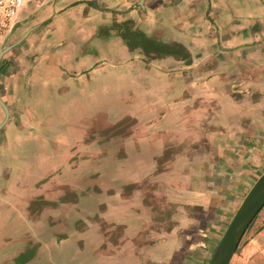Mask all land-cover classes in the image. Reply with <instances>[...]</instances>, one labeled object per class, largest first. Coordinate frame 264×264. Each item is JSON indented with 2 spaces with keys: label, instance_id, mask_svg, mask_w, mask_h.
Listing matches in <instances>:
<instances>
[{
  "label": "crops",
  "instance_id": "obj_1",
  "mask_svg": "<svg viewBox=\"0 0 264 264\" xmlns=\"http://www.w3.org/2000/svg\"><path fill=\"white\" fill-rule=\"evenodd\" d=\"M145 2L142 12L136 11L145 36L157 41L148 32H164L185 53L177 58L174 52L158 56L143 49L124 60L125 85L120 89L125 87L128 93L127 84L135 78L137 102L131 114L151 133L137 137L141 153L130 170L104 168V177L120 181V193L119 198L105 197L103 218L123 225L128 237L140 213H152L153 206L144 205L139 189L135 203L129 205L121 197L122 185L140 183L153 174L156 157L170 146L195 142L185 146L181 153L187 154L177 156L169 171L158 175L157 194L165 206L175 209L169 215L177 222L171 230L161 226L153 230L155 242L149 252L152 260H160L189 240L185 228L191 218L186 211L213 204L214 188L222 186L224 177L237 171L253 174L262 166L257 158H264V0ZM96 8L95 0H53L30 20L24 7L0 48V52L7 48L0 60V96L9 108V118L0 129V157L2 153H75L81 114L92 117L96 108H102L96 105L97 93H113L104 83L98 88L82 84L84 77L79 74L85 70L82 76L89 74L97 62L92 54L80 56L78 32L79 24H90ZM197 112L200 117L194 116ZM4 119L0 105V125ZM128 144L125 151L131 158L134 153ZM92 150L95 153L94 145ZM2 159L1 190L8 186L3 174L13 172L8 157ZM19 168L20 174H31L30 162ZM27 184L24 179L25 189ZM112 186L116 185L104 189ZM27 251L31 250L23 254Z\"/></svg>",
  "mask_w": 264,
  "mask_h": 264
},
{
  "label": "rangeland",
  "instance_id": "obj_2",
  "mask_svg": "<svg viewBox=\"0 0 264 264\" xmlns=\"http://www.w3.org/2000/svg\"><path fill=\"white\" fill-rule=\"evenodd\" d=\"M52 1L26 0L25 11L30 13V20L36 18L40 7ZM110 1L109 4L95 0L97 8L90 24H79L80 56L92 54L97 60L89 74L82 76L87 70L79 73L84 77L81 83L96 88L104 83L113 93H97L100 102L96 101V105L102 108H96L92 117L81 114L75 153L1 154L0 165H3L2 156H7L13 172L3 174L8 186L0 189V264H209L242 200L264 172V158H257L262 166L256 167V173L237 171L224 177L219 183L222 186L214 188L213 204L205 210L201 207L186 211L191 218L185 228L186 241L189 240L173 254L159 257L160 260H152L149 252L155 242L153 230L155 226L171 230L177 222L169 215L175 209L165 206L157 194L161 182L158 175L169 171L177 156L187 154L181 153L185 146L195 142L169 145L167 152L156 157L157 169L153 174L140 183L122 185L121 197L129 205L135 203L134 193L139 189L144 205L153 206L152 213L144 216L140 213L138 222L134 221L129 228L128 237L123 225L104 220L105 197L119 198L120 193V181L104 177V168L127 166L130 170L139 160L137 153H141L137 137L151 133L150 127L138 124L136 116L131 114L137 102L135 78L127 84L128 93L125 87L120 89V85H125L121 69L126 57L149 49L148 37L136 12H142L146 0ZM84 14L87 16V11ZM67 33L64 32V37H68ZM148 33L166 45L149 53L162 56L165 48L177 58L184 56L185 48L166 33L159 30L157 34ZM194 116L200 117L199 112ZM126 143L132 145L131 158L125 151ZM92 145L95 153H91ZM29 162L31 174H20L19 167H27ZM24 179L28 186L32 181L26 189ZM246 181L244 185L242 182ZM109 184L116 186L105 190ZM26 250L33 251L23 254ZM230 264H264V207L246 231Z\"/></svg>",
  "mask_w": 264,
  "mask_h": 264
},
{
  "label": "water",
  "instance_id": "obj_3",
  "mask_svg": "<svg viewBox=\"0 0 264 264\" xmlns=\"http://www.w3.org/2000/svg\"><path fill=\"white\" fill-rule=\"evenodd\" d=\"M15 30V28H14ZM13 30V31H14ZM13 33V32H12ZM11 36V35H10ZM9 36V37H10ZM8 37V38H9ZM4 43L7 41V39ZM7 48L0 52V60ZM0 104L5 111V119L0 129L9 118V108L0 96ZM264 207V172L245 195L225 233L216 247L209 264H230L246 231Z\"/></svg>",
  "mask_w": 264,
  "mask_h": 264
},
{
  "label": "built area",
  "instance_id": "obj_4",
  "mask_svg": "<svg viewBox=\"0 0 264 264\" xmlns=\"http://www.w3.org/2000/svg\"><path fill=\"white\" fill-rule=\"evenodd\" d=\"M25 0H0V44H3L18 23Z\"/></svg>",
  "mask_w": 264,
  "mask_h": 264
},
{
  "label": "trees",
  "instance_id": "obj_5",
  "mask_svg": "<svg viewBox=\"0 0 264 264\" xmlns=\"http://www.w3.org/2000/svg\"><path fill=\"white\" fill-rule=\"evenodd\" d=\"M142 35H144V34H142ZM146 42L148 43L147 45V47L149 48V49H147L148 51H151V50H153V51H157V48H162L163 46H166V45H164L163 43H160V42H157V41H154V40H152V39H148V38H146ZM168 45V44H167ZM169 46L170 45H168V47L167 48H169ZM164 52L165 53H171V51L170 50H167V49H165L164 48ZM252 225V224H251ZM250 225V226H251Z\"/></svg>",
  "mask_w": 264,
  "mask_h": 264
}]
</instances>
